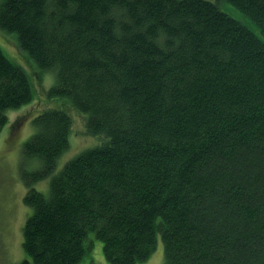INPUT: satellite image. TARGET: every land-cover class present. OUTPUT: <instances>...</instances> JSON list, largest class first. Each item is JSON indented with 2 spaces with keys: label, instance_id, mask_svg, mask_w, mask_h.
Returning a JSON list of instances; mask_svg holds the SVG:
<instances>
[{
  "label": "trees",
  "instance_id": "1",
  "mask_svg": "<svg viewBox=\"0 0 264 264\" xmlns=\"http://www.w3.org/2000/svg\"><path fill=\"white\" fill-rule=\"evenodd\" d=\"M218 1L1 0L0 29L56 72L51 93L88 115L85 133L105 138L54 173L73 119H31L32 264H78L91 233L110 264L148 260L158 233L164 264H264V0H224L262 37ZM31 100L0 48V132ZM48 176L45 196L33 185Z\"/></svg>",
  "mask_w": 264,
  "mask_h": 264
},
{
  "label": "rangeland",
  "instance_id": "2",
  "mask_svg": "<svg viewBox=\"0 0 264 264\" xmlns=\"http://www.w3.org/2000/svg\"><path fill=\"white\" fill-rule=\"evenodd\" d=\"M218 6L262 37L259 27L232 4L219 0ZM0 48L9 60L25 71L32 88V100L29 103L7 110L8 122L0 132V264H23L25 260L32 264L22 248V229L32 211L23 202L28 191L25 179L41 167L39 162L27 158L22 152L24 142L34 133L31 119L48 109L65 110L73 119L69 148L59 157L54 173L82 151L101 145L105 138L85 133L88 115L74 108L68 98L51 93L57 84L56 72L40 69L20 48L16 33L0 29ZM67 106L73 109L71 113L66 109ZM49 181L50 177L35 183L33 187L48 196ZM87 245L89 249L78 264H110L103 255L102 242L93 233L89 235ZM164 261V245L158 233L154 252L148 260L138 264H164Z\"/></svg>",
  "mask_w": 264,
  "mask_h": 264
},
{
  "label": "bare ground",
  "instance_id": "3",
  "mask_svg": "<svg viewBox=\"0 0 264 264\" xmlns=\"http://www.w3.org/2000/svg\"><path fill=\"white\" fill-rule=\"evenodd\" d=\"M48 177H50V176H48Z\"/></svg>",
  "mask_w": 264,
  "mask_h": 264
}]
</instances>
